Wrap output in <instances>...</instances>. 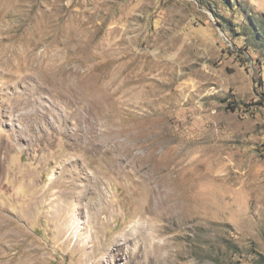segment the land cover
Instances as JSON below:
<instances>
[{"label": "rangeland", "instance_id": "374dc122", "mask_svg": "<svg viewBox=\"0 0 264 264\" xmlns=\"http://www.w3.org/2000/svg\"><path fill=\"white\" fill-rule=\"evenodd\" d=\"M0 264H264V0H0Z\"/></svg>", "mask_w": 264, "mask_h": 264}]
</instances>
